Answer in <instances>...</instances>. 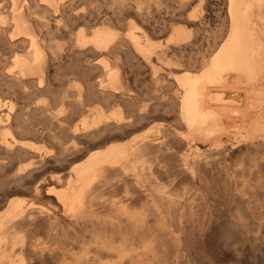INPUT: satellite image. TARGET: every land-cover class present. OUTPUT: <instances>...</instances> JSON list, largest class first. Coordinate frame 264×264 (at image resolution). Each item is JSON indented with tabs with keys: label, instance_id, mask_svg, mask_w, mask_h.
<instances>
[{
	"label": "bare ground",
	"instance_id": "6f19581e",
	"mask_svg": "<svg viewBox=\"0 0 264 264\" xmlns=\"http://www.w3.org/2000/svg\"><path fill=\"white\" fill-rule=\"evenodd\" d=\"M67 60L77 84L32 107L70 108L58 132L13 134V106L0 111L15 187L0 202V264H186L188 246L163 251L198 220L201 182L264 190V0H0L1 91L45 97ZM170 171L194 193L156 184ZM47 177L51 208L35 203ZM260 204L250 229L233 224L243 240L264 241Z\"/></svg>",
	"mask_w": 264,
	"mask_h": 264
},
{
	"label": "rangeland",
	"instance_id": "374dc122",
	"mask_svg": "<svg viewBox=\"0 0 264 264\" xmlns=\"http://www.w3.org/2000/svg\"><path fill=\"white\" fill-rule=\"evenodd\" d=\"M62 40H64V41H62ZM62 40H61V42L62 43L64 42L63 44H65L67 42V39H62ZM61 54H66V50H65V52L62 51ZM69 62L70 61L67 60L66 62L63 63V65H61V67H59V69L57 71L54 69L53 70L54 72L53 71L51 72V75L53 74L51 76V79H50L52 91H51V94H48L47 96L45 95V97L44 96H39V97L38 96H32L29 99L21 100L20 97L17 95H16V97L12 96V95H8L5 92L0 90V95H2V94L4 95V93H5V95L4 96L2 95V98H0V111L5 112L10 105L13 106V111L11 113L12 119L10 117V120H9V123L10 122L12 123V128H10V132L14 131L13 132V134H14L15 131H20L22 129H25L26 127L32 128V129H45L46 131L52 130L53 132H58V129H57L58 126L59 127L65 126L64 122H65V120H67L69 113L67 111L66 116H65L64 110L66 109V110L71 111L70 108H61L60 106H53V108L49 107L50 109L48 110V112L46 114L45 112L43 113V111L41 109L37 110L36 108H32V107H34V105H37V104L38 105L46 104L49 101H51L50 99H53L52 97H54V98L61 97L62 96L61 94H63V95L66 94L69 90H71V88L73 86H75L77 84L78 81H76V83L73 82L74 84H72V82H67V80H69L68 79L69 77L68 78L66 77V70L69 69L68 67H70L72 64L71 62L70 63ZM74 64H77L78 68H80L79 66L82 67V65H83L81 62H77ZM62 69L65 72H63ZM137 71H136V76L137 75H139V76H137L136 78H137V80H139V83L142 84L141 87L143 89L144 84L142 82H143L144 78H143V76H140L141 75V73L139 74L140 70H137ZM2 72H3V70H0V80L2 79V76H3ZM64 76L66 79L64 78ZM91 76L92 75H90L89 77H91ZM53 78L55 79V82H54ZM55 85H57L58 87ZM64 85H65V87H64ZM57 92H58V95H57ZM40 97H41V99H40ZM43 97H44V99H43ZM34 98L35 99L37 98L36 99L37 101ZM20 102H22V103L20 104ZM60 108H61V110H60ZM29 113H30V115H29ZM57 113H58V115H57ZM20 116H22V117H20ZM41 116L43 119L41 118ZM51 116H59V120L57 122L56 121L53 122L54 120L53 121L50 120V119H52ZM87 116H88V114L83 115V117H87ZM13 117H15V118H13ZM28 117H29V121H28ZM0 119H1V116H0ZM43 121L47 122V124L44 123ZM167 122H170V121L168 120ZM30 123H32V124H30ZM55 123H57L58 126H56ZM76 123H78V121H76ZM7 124H8L7 122H3L0 120V133L4 132V130H6L5 126ZM20 126H21V128H20ZM11 129H13V130L11 131ZM21 138L28 140L29 136L23 135V136H21ZM42 147L44 148V152H47L48 154L53 153V151H52L53 149H51L52 145L50 143H45L42 145ZM202 149L204 150V148H202ZM4 161H5V163H4ZM159 175H157L158 177L156 176L157 177V179L155 181L156 184L159 183V185H161V186H168L172 182V185L168 186L169 189L168 188L166 189V190H168L167 192H170L172 195L182 196L184 193L187 196H189V194L194 193L193 191L191 192V190L193 188V186L191 188V185H192L191 182H189L188 180H184L185 182L183 180H181L182 181L181 182L180 180H177V178L175 179L174 176H172L171 171H170L169 175L168 174H159ZM4 176H5V178H4ZM10 177H11V173H10V169L7 166V161L4 158V156H0V202H2V201L4 202L5 193H7L11 189L15 188L12 186L14 184L9 182ZM62 178L65 179V175H63ZM173 178L175 180H172ZM214 179L215 180H212V181L207 180L206 181L207 184L206 183L202 184V182H201L200 186L202 188L200 187L199 188L200 192L198 191L199 195L202 192L200 199H196L197 197H195V195L197 196L198 192H196L197 194L195 193V195H194V197H195L194 199L196 200L194 206H195V211H197V214H195V215H196L198 220L195 221L196 223L194 222V220H188L187 221L188 226H187V230L185 232V239L182 241H178V242L175 241L176 244H175V242L170 244L169 241H168L169 242L168 243L166 240H164V242L166 241L165 242L166 243L165 249L163 251L165 253L164 254L165 260L170 259L169 257H171L173 249L181 248L184 245H186L190 248L188 255L186 254L187 256L184 257V261L186 262V264H264V241H262V240L254 241V240H246V239L243 240V238L238 235V229L236 228V226H233V224L238 223V220H239V222H241L243 225H245V227L247 229L251 228L250 227L251 224H250V221L248 219V217L251 214L248 212H251V213L259 212V207L261 206L260 203H263V201H264V195H263L264 190H263V188H262V190H260V188H256V191H247L248 193L246 192L245 195L242 194V197H241L240 194H236V193L231 194L230 191L227 190L226 187L224 186L222 179H220V178H214ZM256 179L257 178L253 179V182L256 184H258L260 181L261 182L264 181V177L261 178L260 180H258V179L256 180ZM47 180H48V182L46 184H44L42 186V188L40 189L41 190L40 191V193H41L40 200H38L37 202L35 201V203L39 206L51 208L52 206H56V204L54 203V201L50 202L45 197V194H46V191L49 190L50 187H54V185L51 184L50 179L48 177H47ZM176 182L179 184L175 185ZM173 185H175V186H173ZM122 189L123 188L117 189L112 194L110 193L109 198H110V196L116 197V195L117 196L122 195V193L124 194L125 190L126 191L127 190L129 191V189H130V191L132 190L131 187L124 188L123 190ZM187 192H190V193H187ZM238 196L243 201L240 200V198H238ZM243 196H244V198H243ZM208 197H209V199H208ZM245 197L247 198V200ZM199 200H201V201L203 200V201L200 202ZM250 203L253 206H251ZM199 216H200V218L203 219V222H202V219L200 220ZM233 217H234V219H233ZM204 222H205V224H204ZM231 223H232V226L230 225ZM173 246L175 248H173ZM169 248H170V251L168 250Z\"/></svg>",
	"mask_w": 264,
	"mask_h": 264
}]
</instances>
